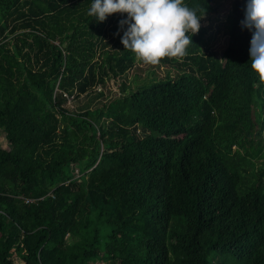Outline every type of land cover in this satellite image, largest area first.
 <instances>
[{
	"label": "trees",
	"instance_id": "16d2710c",
	"mask_svg": "<svg viewBox=\"0 0 264 264\" xmlns=\"http://www.w3.org/2000/svg\"><path fill=\"white\" fill-rule=\"evenodd\" d=\"M185 2L206 18L186 56L161 60L173 77L75 110L70 97L137 62L117 34L126 14L0 0V264H264V80L245 0L220 56L206 46L218 7Z\"/></svg>",
	"mask_w": 264,
	"mask_h": 264
},
{
	"label": "clouds",
	"instance_id": "9594fccd",
	"mask_svg": "<svg viewBox=\"0 0 264 264\" xmlns=\"http://www.w3.org/2000/svg\"><path fill=\"white\" fill-rule=\"evenodd\" d=\"M114 13L126 14L119 22L124 49L147 64L187 55L203 16L185 0H92L88 15L104 22ZM241 27L252 33L249 55L252 70L264 80V0H245Z\"/></svg>",
	"mask_w": 264,
	"mask_h": 264
},
{
	"label": "rangeland",
	"instance_id": "374dc122",
	"mask_svg": "<svg viewBox=\"0 0 264 264\" xmlns=\"http://www.w3.org/2000/svg\"><path fill=\"white\" fill-rule=\"evenodd\" d=\"M232 0H213V5L218 7V12L211 15L208 20L207 47L219 56L221 55L229 34V16ZM203 17V19H205ZM176 69L167 64H147L140 62L139 59L135 64L123 75L108 79L104 86H98L86 95L80 96L78 99L69 98L67 106L70 109L82 110L88 106L93 108L100 105L105 100L119 95L121 83H126L127 88L134 90L148 79H160L167 75L174 76ZM101 92V94H98ZM0 146L8 148V143L4 132L0 131ZM259 161V160H258ZM262 161V159H260ZM95 264H101L96 262Z\"/></svg>",
	"mask_w": 264,
	"mask_h": 264
},
{
	"label": "built area",
	"instance_id": "2783aa9c",
	"mask_svg": "<svg viewBox=\"0 0 264 264\" xmlns=\"http://www.w3.org/2000/svg\"><path fill=\"white\" fill-rule=\"evenodd\" d=\"M41 199V198H40ZM32 201V199H26V202H31Z\"/></svg>",
	"mask_w": 264,
	"mask_h": 264
},
{
	"label": "water",
	"instance_id": "95a60500",
	"mask_svg": "<svg viewBox=\"0 0 264 264\" xmlns=\"http://www.w3.org/2000/svg\"><path fill=\"white\" fill-rule=\"evenodd\" d=\"M66 44L65 43H63V46H65Z\"/></svg>",
	"mask_w": 264,
	"mask_h": 264
}]
</instances>
